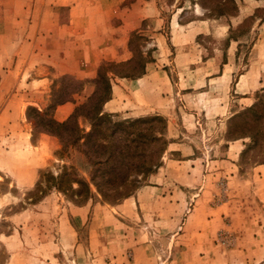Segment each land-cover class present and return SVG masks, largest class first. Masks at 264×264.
<instances>
[{
	"label": "rangeland",
	"instance_id": "374dc122",
	"mask_svg": "<svg viewBox=\"0 0 264 264\" xmlns=\"http://www.w3.org/2000/svg\"><path fill=\"white\" fill-rule=\"evenodd\" d=\"M40 18L75 19V34L93 18L97 45L117 49L97 68L117 108L102 110L137 121L102 122L108 146L98 150L71 131L76 119L90 131L87 108L74 107L68 128L52 122L78 80L39 93L8 74L0 264H264V0H0V71L18 70L25 21ZM112 151L126 157L91 167Z\"/></svg>",
	"mask_w": 264,
	"mask_h": 264
},
{
	"label": "crops",
	"instance_id": "0c3cea01",
	"mask_svg": "<svg viewBox=\"0 0 264 264\" xmlns=\"http://www.w3.org/2000/svg\"><path fill=\"white\" fill-rule=\"evenodd\" d=\"M25 22L24 32L27 33L19 36V50L12 56V59L21 64L17 71L9 72V69L0 71V90L4 89L8 74L14 72L18 75L15 84H20L25 76L23 83L26 84V88L39 93L50 91L56 78L71 76L80 82V86L71 99L58 103L53 113L56 121H64L79 103L78 97L87 98L94 91L93 80L101 59L114 58L117 49L113 45L107 47L97 45V37L101 32L96 29L93 18L83 23L77 34H75L77 21L71 18L66 22L59 19L47 21L44 18L38 21L28 19ZM108 39L111 42L116 41L115 38ZM113 92L114 88L112 94ZM113 101L111 98L104 103V107L108 105L112 107L105 108L109 112L117 111L116 102ZM30 103L39 109L44 107L39 101L33 100ZM41 134L53 137L44 132Z\"/></svg>",
	"mask_w": 264,
	"mask_h": 264
},
{
	"label": "trees",
	"instance_id": "16d2710c",
	"mask_svg": "<svg viewBox=\"0 0 264 264\" xmlns=\"http://www.w3.org/2000/svg\"><path fill=\"white\" fill-rule=\"evenodd\" d=\"M128 62H129V60L125 64H127ZM118 64H112V65L118 66ZM141 67H142L141 70H143V66H141ZM99 73H100V70L97 71V76L93 80L95 88H94V91L92 92V94L86 98L87 99V103H83V104L75 106V114H76V111L80 107H84V108L88 109V114L81 113V114H79V116L81 115L86 120L89 121V123L91 125L90 131L85 132V130L83 128H80L78 126L77 119H76L78 115H76V118H75L76 120L74 121V128L71 129V131L74 134H76L77 142H79L81 140V138H85V140H87L89 142L93 139L92 142H93V144H95V147L98 150H101V149H106L107 146H108V145L105 144V139H106V136H108V135L105 134L104 131L102 132L101 129L99 128V126H100V124H102V122L107 123L110 128H113V130H115V128H117L118 125H120V126H124L125 124H129L130 125V124H133L137 120H129V121H122V122H111L110 114H107V113L103 112V110H102L103 104L110 99L111 86L108 83V88H107L106 92L103 93V92L100 91V89L98 87V80L101 78V76H100ZM112 73L114 75H117V76H120V77H126V76L130 75V74L126 73V72H112ZM75 92H77V91H75ZM72 94L69 97H66V98H64V99H62L60 101H56L54 106H56L58 103H61L62 101L71 99ZM96 98H98V100H99V102H98L99 104H98L97 107H96V102H97ZM249 111L252 113L253 109H250ZM95 121H97V123H95ZM52 122L57 127H59L60 129H63V128H68V123H70L71 120L65 119L64 121L59 122V121H56L55 119H53ZM44 131L49 133V134L58 136L60 138L63 146L65 145V143L63 141V139H64L63 136H61L60 134H58L56 132H53L52 130H44ZM145 137H146V134H143V132H141V131L135 132V134H134V139L137 140V141H138V138H145ZM128 153H130V152H128ZM128 155H130V158H134V157L137 158V155H135V154H128ZM118 156L119 157H126L123 154H121V153L117 154L114 151L110 152L107 156H101V155L98 156V154H96V156H95L96 158H94V160L91 159L90 165H91V167H95L94 168L95 170L102 168V167L99 168L98 166H106V165L114 166L115 163L118 162V158H117ZM120 163L123 164L122 162H120ZM125 163H128L129 165H132V166L134 165L132 162H128V161L124 162V164ZM155 165H157V164H152V166H155ZM150 167L151 166H148V168H146L144 171L147 172L148 169L150 170ZM90 179H91V183H93L95 185L97 190L99 192H102L100 185L98 184V182L95 179L94 171L91 172ZM71 181H75L78 184H82L83 183V180L82 179H78V178H75V179L72 178Z\"/></svg>",
	"mask_w": 264,
	"mask_h": 264
}]
</instances>
